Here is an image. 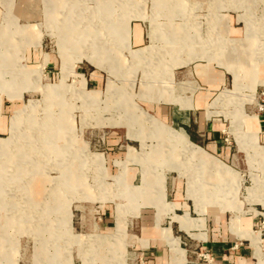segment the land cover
Here are the masks:
<instances>
[{
	"label": "rangeland",
	"instance_id": "obj_1",
	"mask_svg": "<svg viewBox=\"0 0 264 264\" xmlns=\"http://www.w3.org/2000/svg\"><path fill=\"white\" fill-rule=\"evenodd\" d=\"M61 1L54 17L50 0H40L32 32L21 0H0V264H137L133 216L141 198L165 209L164 195L172 205L166 177L175 186L169 201L179 192L193 217L216 208L230 218L260 203L264 169L252 122L264 83H256L264 0ZM131 22L143 24L141 46L130 45ZM202 62L229 74L207 107L231 151L215 156L221 161L154 116L152 103L192 108L187 96L198 80L184 74ZM238 67L240 80L230 72ZM127 168L136 185L142 173L141 185L127 183ZM211 193L218 198L207 200ZM105 219L114 232L101 236ZM168 240L183 264L179 243Z\"/></svg>",
	"mask_w": 264,
	"mask_h": 264
},
{
	"label": "crops",
	"instance_id": "obj_2",
	"mask_svg": "<svg viewBox=\"0 0 264 264\" xmlns=\"http://www.w3.org/2000/svg\"><path fill=\"white\" fill-rule=\"evenodd\" d=\"M33 1L31 5V0H21L23 7L21 15L23 18L28 19L24 20L23 25H27L30 31L36 32L38 30L36 26H39V24L29 19L39 17L41 9L38 6L40 0ZM61 7V0H50L52 16L57 17ZM145 37L143 24L131 22V47L143 45L146 41ZM24 39L26 43V38ZM48 62L49 67L54 71L55 63L49 61V59ZM227 74L219 66H206L203 62L196 64L189 72L186 71L184 74L186 79L196 77L198 80L195 93H190L187 96H192V108L181 109L172 103H152L156 118L164 124L176 126L184 131L193 143L202 147L206 153L217 160L220 159L215 157L216 155L225 154L229 156L231 151L223 141L221 123L219 120L207 116V107L216 92L226 85ZM10 102L14 103L15 101ZM257 129L255 143L257 144L258 153L262 157V167L264 169V112L257 116ZM127 156L129 157V152H127ZM137 175L133 168H127V183L133 186L141 185L142 173L138 185H136ZM174 187L173 184L172 186L169 185L166 177L165 200L172 205L168 207L163 200L164 195H162L161 202L166 207L165 209L159 208V204H152L153 202L151 205H143L142 200L144 199L140 196L141 206L138 214L133 216L135 219L132 221L133 224L131 223L134 229L132 236L133 247H135L131 255L134 256L135 260H138L137 264H177L175 257L179 259V255L176 254L175 256L168 236L179 243V248L184 253L183 264H264V251L261 248L259 233V227L264 221L263 197L260 203L254 204L255 206L249 208V212L246 214L238 215L236 212H231L234 215L229 218L225 212L219 209L208 208V210L200 212L201 214L195 210L197 216L193 217L190 203L182 198L179 192L175 201H169V190L174 191ZM151 195L153 194L149 196ZM150 201H152V198H150ZM173 210V213H166V211ZM114 227L115 222L112 225L110 220L105 219L104 224L98 226V231L103 233L100 234L101 236L110 235L114 232ZM179 233L184 235H179ZM183 239L191 242L190 245L183 242ZM195 241L197 242L195 243ZM185 246H189V248H185ZM192 248L194 250H191ZM204 253L209 254L211 263L200 257Z\"/></svg>",
	"mask_w": 264,
	"mask_h": 264
},
{
	"label": "bare ground",
	"instance_id": "obj_3",
	"mask_svg": "<svg viewBox=\"0 0 264 264\" xmlns=\"http://www.w3.org/2000/svg\"><path fill=\"white\" fill-rule=\"evenodd\" d=\"M75 28V27H74ZM67 30V29H66ZM75 30H76V28H75ZM123 30V29H122ZM88 37V36H87ZM68 40V39H67ZM239 45V44H238ZM67 48L66 49H69V50H72V52L73 51H75L76 49H77V47L78 46H73V45H70V46H66ZM63 48H65V47H63ZM231 48V47H230ZM237 48H239V46L237 47ZM230 51H231V49H230ZM92 54H94V52H92ZM263 55H264V53H263ZM103 56V55H102ZM88 57V59H89V61L90 62H92L93 64H96V65H102V62L100 61V59L98 58V57H96V58H91V53H89V56H87ZM249 60V59H248ZM242 61V60H241ZM225 62V61H224ZM244 62V61H243ZM107 63V62H106ZM104 66H105V64H103ZM69 68L70 67H68V66H63V69H62V71H63V76H67L66 74H68L67 72H68V70H69ZM239 68L242 70V68L241 67H238L237 69H230V72L234 75L233 77H234V79L236 78V76H238V80H240V77H239V75H238V73H237V71H239ZM259 69H261V70H259V71H257V73H258V76L256 77V83H257V81L258 82H260L263 78H264V57H263V61H262V64H261V66H260V68ZM235 73H236V75H235ZM25 78V77H24ZM161 85V84H160ZM83 95H87L86 93H84ZM96 98V95H95V93H92V94H88L87 96H86V99L87 100H89V101H93L94 99ZM128 102V101H127ZM126 105V104H125ZM51 108V107H50ZM141 116V115H140ZM138 120H143L142 118H137ZM252 125H253V131L257 134L258 133V129H257V122L256 121H253L252 122ZM159 125H155V128H157ZM64 142V141H63ZM25 158V156L23 155V154H21L19 157H18V162H20V161H23V159ZM18 166H20V165H22V164H17ZM2 179H4V175H3V173H1L0 172V183L2 182ZM220 190H222L223 191V189H220ZM31 194H39L38 193V191L36 190V189H34V191L32 190V191H29ZM2 194V193H1ZM217 195V193L216 194H214V193H211V194H209V196H206L207 197V200L209 199V200H216L217 198H218V196H216ZM2 197V196H1ZM0 197V199L2 200V198ZM36 199L38 198L39 199V197H35ZM36 199H34V200H36ZM2 215V214H1ZM3 219V218H2ZM1 219V220H2ZM4 228V227H3ZM1 255V254H0Z\"/></svg>",
	"mask_w": 264,
	"mask_h": 264
},
{
	"label": "built area",
	"instance_id": "obj_4",
	"mask_svg": "<svg viewBox=\"0 0 264 264\" xmlns=\"http://www.w3.org/2000/svg\"><path fill=\"white\" fill-rule=\"evenodd\" d=\"M258 93V100L256 102V108H257V116L264 112V83L263 85L259 86ZM259 233L261 238V248L264 251V221L261 223L259 227ZM200 257L204 260H206L208 263H211V259L208 253L201 254Z\"/></svg>",
	"mask_w": 264,
	"mask_h": 264
}]
</instances>
